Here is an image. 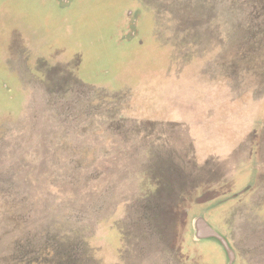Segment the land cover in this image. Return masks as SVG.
<instances>
[{"label":"rangeland","instance_id":"rangeland-1","mask_svg":"<svg viewBox=\"0 0 264 264\" xmlns=\"http://www.w3.org/2000/svg\"><path fill=\"white\" fill-rule=\"evenodd\" d=\"M0 264H264V0H0Z\"/></svg>","mask_w":264,"mask_h":264},{"label":"trees","instance_id":"trees-1","mask_svg":"<svg viewBox=\"0 0 264 264\" xmlns=\"http://www.w3.org/2000/svg\"><path fill=\"white\" fill-rule=\"evenodd\" d=\"M187 192L188 190H187V188L185 187V188H180L179 190H178V195L179 194H181L182 192ZM237 193H235V194H233V195H236ZM183 195V194H182ZM179 198V197H178ZM169 247H168V249H170V250H172V252L174 251V254L177 252V248L178 247H176L175 246V243H174V245H173V242L171 243V241H169ZM227 252V251H226ZM228 253V252H227Z\"/></svg>","mask_w":264,"mask_h":264},{"label":"water","instance_id":"water-1","mask_svg":"<svg viewBox=\"0 0 264 264\" xmlns=\"http://www.w3.org/2000/svg\"><path fill=\"white\" fill-rule=\"evenodd\" d=\"M216 235V234H215Z\"/></svg>","mask_w":264,"mask_h":264}]
</instances>
